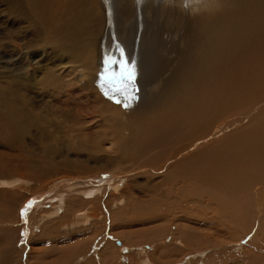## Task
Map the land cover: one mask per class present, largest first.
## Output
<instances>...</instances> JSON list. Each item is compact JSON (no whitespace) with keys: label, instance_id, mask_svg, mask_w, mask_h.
I'll use <instances>...</instances> for the list:
<instances>
[{"label":"bare ground","instance_id":"bare-ground-1","mask_svg":"<svg viewBox=\"0 0 264 264\" xmlns=\"http://www.w3.org/2000/svg\"><path fill=\"white\" fill-rule=\"evenodd\" d=\"M0 5V127L5 130L0 137L22 143L34 129L27 142L33 152L25 156L29 173L0 178V187L24 186L25 175L40 179L50 165L63 162L54 156L62 138L54 122L59 120L43 123L30 115L33 120L22 123L23 114L14 109L19 96L37 108L36 91H78L84 105L109 111L100 110L98 131L82 125L72 135L75 128H68L63 168L70 176L37 180L34 197L18 209V216L24 210L25 237L31 233L28 216L45 197L52 203L39 211V228L63 215H71L61 220L66 227L89 224L99 202L117 205L118 210L108 208L113 227L149 225L123 230L126 245L156 242L169 224L175 227L170 238L183 246L239 245L249 264H264V0H0ZM106 58L135 67L134 84L128 86L135 96L127 108L105 100L96 85ZM108 68L120 71L119 63ZM72 81L75 88L68 89ZM121 95L125 99L128 93ZM58 109L53 114L62 119L63 104ZM91 117L75 115L88 122ZM13 132L22 141L10 138ZM85 149L89 154L82 159L78 153ZM106 149L115 154H103ZM91 161L105 166L72 172ZM128 207L135 214L131 220L125 218ZM158 220L161 224L154 225ZM195 225L221 230L228 225V234L216 237L215 226L214 232L208 227L198 233ZM63 250L74 259V247ZM148 262L144 258L141 264Z\"/></svg>","mask_w":264,"mask_h":264},{"label":"rangeland","instance_id":"rangeland-1","mask_svg":"<svg viewBox=\"0 0 264 264\" xmlns=\"http://www.w3.org/2000/svg\"><path fill=\"white\" fill-rule=\"evenodd\" d=\"M94 1H96V0H94ZM0 7H2V6L0 5ZM104 69L105 68H103L99 71V74H98L99 77L97 78L98 81H97L96 85L101 86V88L103 89V92H101V93H102V96L104 95L105 100H107L109 102L111 101L110 103L114 102L115 104H117L114 100L118 98V100H120L121 103H123V104L127 103V102L130 103L133 99H131V100L123 99L121 94L119 96H114L115 98L112 97L114 100L105 96L104 91H108V86L107 85L103 86V84L100 81V72L102 73L104 71ZM109 72L111 73V71H109ZM70 83H71V86L69 85L68 89H72V87L74 89L75 83L73 81ZM114 86L120 87V84L117 83ZM127 89H129V87ZM48 91H51V92H49L50 95H49ZM48 91L47 92H44V91H42V92L36 91L35 92L36 97L32 98V102L34 105L37 106V108H33L29 105L30 100L26 96H19L21 99V102H19V103L15 102V108L14 109L23 114V117H20V121L22 123H25L28 120H33L32 118H35L36 116H37L36 118H39L37 120L40 122H43V123L45 121L47 123H49V121H51V124H52L54 119L59 120V121H54V122L58 124L57 125L58 129L59 128L60 129L62 128V129L61 130L59 129V131H60L59 133L57 130H55V134L58 133L62 137L61 142L58 144L59 151L62 154L59 153V151H58V154H55L54 156H56L55 158L57 159V161L63 160V162H60L59 166L58 165H50L48 168V169H50V171L45 173L44 175H42L41 176L42 178H40V179H37L36 177H30V176L25 175V177H23V179L27 180V182L22 183L24 186L21 185V187L16 186L14 188L0 187V239L3 236V239H1L3 241L0 244V254L3 257L0 256V264H11V263L12 264H28V263L29 264H51V263L52 264H58V262H60V261H63L64 264H94V263L95 264H100V263L101 264H107V263H110V264H141L144 258L146 260H148L149 262H152V263L148 262L147 264H153V262L155 264V261L158 264H174V263L179 264V262H180V264H182V263L183 264H243V263L249 264L248 259H246L249 257H243L242 256V254L244 253L242 250L243 247L239 246V245L238 246H230L231 244H224V243L221 245H217L215 243V245H213V244L209 243L210 246H205V245L200 246L201 244L200 245L195 244V245H193L194 249L192 248V246H187V247L183 246L182 244H179L180 241H178V243H177L176 240H174L173 238H170L172 231H175L174 230L175 227H174V225L170 226L169 224H166V230H168V231L165 232L163 235H161L162 237H160L159 240H157L156 242L144 241V242H140V243H134L132 245H126L124 239H122V237L120 236V233L123 230H128L130 232L131 231H140V229L146 228L149 225H145L146 227H144L143 224L138 223L135 225L129 224L125 227H124V225H115V227H113V225L112 226L110 225L111 220L109 218L108 211L112 207H113V209H117L116 208L117 205L116 206L113 205L112 207H109V206L105 207V206H103L102 203H100L101 204L100 205L99 202H97L98 205H97V203H95L93 210H91V212H90L92 218H91V223H89V224H86V225L78 224L80 226L73 225V226L66 227L64 225H61L63 223V222H61V220H63V219L68 220L71 218V215H65V217L63 215L61 218H57V220L54 219L56 217L52 218V219H54V221L56 223H53L54 221L52 219H49V220H47V222H44L42 225H40L41 227L39 228L38 226H36V222H37L38 218H40L41 212H39V211H42L41 208H43V207L45 210H48L49 208L47 206H49L52 203V201H51L52 199L45 197L42 204L40 205V208L36 212L32 211L30 216H28V217H30V218H28V221L29 220L30 221L28 222L26 229L28 232H31V233H29L30 235H28V237H25L26 232L24 231L25 230L24 227L26 226V222H25L24 218H22V216H20L21 214L18 216V209H19L21 203L29 197L31 199L34 197V196H31V193L33 191H35L36 189H38V183H39L38 181L39 180L47 182L50 179L57 178L60 181H63L64 177L70 176V175H64V174H69V172L68 173L64 172V168H63L64 167V149L67 147L66 146L67 137H70V136H68V134L71 133L68 131V128L69 129H70V127L75 128V132L71 133L72 135H78L81 131L82 125L84 126L83 129L85 127H86V129L89 128V125H90L91 129L89 132H91V133L94 132V130L98 131V129H95L94 126H95V123H96L97 119L99 118V116H102L101 114L99 115L100 110H103L105 115H108V113H109V111L106 110L104 107L94 108V107L90 106V104L84 105L86 100L84 99V96H83L84 94L82 92L74 91L73 94H70L67 92L68 90L64 91V89H60L58 92L55 90H48ZM108 92L110 93L112 91H108ZM55 93L57 95H54ZM125 93H128V95H130L131 91L129 90L127 92V90H126ZM67 94L69 95V97ZM89 94H90V92H89ZM111 94L118 95L119 93L118 94L111 93ZM41 95H43V96H41ZM57 96H59V97H57ZM108 96H110V95L108 94ZM43 98L45 100H43ZM77 98H79V99H77ZM91 99L92 98L90 97L89 100H91ZM78 100L79 101L81 100V102H80L81 104L79 103ZM58 102H60V103H58ZM41 103H43V105ZM59 104H63V109H64V111L66 110L65 112L67 114L65 112L64 113L66 115H68L69 117H67L64 114V115H62L63 118L61 119L60 115H58V116H60V118H59L57 115L53 114L54 110H55L54 112H56V110H57L56 114H59L58 113ZM77 105H80V106L78 107ZM55 106H58V107H55ZM42 107L44 109H42ZM48 107H50V108H48ZM97 109H98V111H96ZM39 112H40V114H39ZM37 113H38V115H37ZM43 114H44V116H43ZM93 114L98 115V117L93 116ZM30 115L32 116V118ZM75 115L90 116V117L93 116V117H91L92 120H89V122H88L87 119H85V118H80L81 120L79 118H75ZM85 122L87 124H85ZM92 122H94V123H92ZM0 128H1L0 134H2L5 131V130H3L4 126L3 127L1 126ZM29 131H30V133L24 134V136L22 137L25 140V142H23L22 139L20 138L21 135H19V138H18V134L14 133V132H13V134L11 133L12 136H10V138H12V139L16 138L17 139V140L15 139L16 142L22 141V143L17 142L14 144H10L6 140H4L3 138L0 137V178L10 179L13 177V173H15V172H17L16 173L17 175H19V174L21 175L22 172H24V174L29 173L28 167H27L26 162H25V160H26L25 156L28 155L29 152H33L32 151L33 146L29 147L28 146L29 144L27 142L29 141V138H31V135L34 133V129L29 128ZM14 134H16V137ZM9 135H10V133H9ZM16 144H18V146ZM36 146H37V144L35 145V147ZM41 146H44V145L42 144ZM53 148H54V146H53ZM41 150H43V149H41ZM47 153H49V152H47ZM69 154L71 155L70 152H69ZM78 154H79V157L83 159V158H86L88 156L89 151L87 149H85V150H82L81 153H78ZM103 154L113 156L115 153L106 149V153H103ZM73 156H74V154L71 157H73ZM94 163L95 162L91 161L90 163H85L86 165L83 164V166L82 165L74 166L73 168H75L76 170L74 169L75 171H72V172H74V174H77V172L80 171V169L78 167H80L81 170L84 171L88 167H90L92 170H94L96 168V166L97 167H104L105 166L104 161L99 162L97 164H94ZM77 170H79V171H77ZM109 170L114 171L110 168H109ZM18 172H19V174H18ZM95 175H96V173L93 174L92 176H90L89 178H91ZM16 177H18V176H16ZM73 177L74 176L71 175V177H69V178H73ZM126 183L127 182L124 180V185H126ZM51 194H52V192H51ZM106 196H107V194H106ZM106 196L101 198V200L102 201H103V199L107 200L109 198V195L107 196V198H105ZM12 199H13V203H12ZM10 201H11V203H10ZM126 201H127V198H125V202ZM22 208L23 207L20 208V210H19L20 212L23 210ZM51 208H52V206H51ZM108 208H109V210H108ZM134 209L136 210L137 208H134ZM127 211L128 212L126 213L125 218L128 220H131L135 214L132 212V210H130L129 207L127 208ZM119 214H122V212L120 213V211H119ZM11 219H12V221H10ZM161 221L162 220H158L157 222H153V224L154 225L161 224ZM195 226L197 227V232L200 229L198 233L203 232L205 229H208V227L209 228L211 227L212 232L217 230L216 231L217 233L214 235H216V237H220V238H224L223 236L226 235V233L228 234L227 227H229L228 225H225V228H223L222 229L223 231H222L221 229H219V227H216L215 225H212L213 227L214 226L216 227L215 230H214L215 227L213 228L211 225H207V226L205 225V227H204V225H195ZM37 227L39 229H37ZM169 228H172L173 230H170ZM220 228H222V227H220ZM67 235H68L69 239H66ZM164 236H165V238H164ZM211 236H212V234H211ZM163 238H164V240H163ZM7 239H9V240H7ZM129 239H131V238H129ZM4 246H5V250L3 251L2 249ZM67 246L69 248L74 247V250H77V251H74V253H73V254H75L74 259H71V255L68 256V257H70V259H68V257L64 256L67 252L64 251L63 249L68 248ZM7 249H9V250H7ZM51 249H53V250H51ZM220 249H221V251H220ZM5 251L8 252L7 253L8 255H6ZM51 251H53V252H51ZM180 251H182V252H180ZM253 251H255V250L253 249ZM201 252L202 253L204 252V253L200 254ZM109 253H110V256L108 255ZM192 253L193 254L199 253V254L193 255ZM4 255H6L7 259ZM181 255L182 256L184 255L183 258ZM192 255L194 256L193 259L191 258ZM8 256H10V257H8ZM101 256H103V257L105 256V258L108 256L109 257L106 258L107 261H105V260H103L105 258H102V260H101ZM3 258L6 259V262ZM57 258H58V260H57ZM180 258H182V259H180ZM1 259H2V261H1ZM70 261H71V263H70ZM98 261H99V263H98Z\"/></svg>","mask_w":264,"mask_h":264},{"label":"snow or ice","instance_id":"snow-or-ice-1","mask_svg":"<svg viewBox=\"0 0 264 264\" xmlns=\"http://www.w3.org/2000/svg\"><path fill=\"white\" fill-rule=\"evenodd\" d=\"M121 57H123V51L121 50ZM119 63L120 71L119 72H109L108 66L110 64ZM100 81L103 85L108 86V91H112L113 93H121L124 94L128 88V86L133 85L135 81V67L134 65H130L127 61L121 59L119 62L115 59L106 58L105 59V69L100 74ZM119 83L120 87L114 86ZM108 91H105L104 94L107 96ZM126 100L134 99L132 95H126ZM116 103H121L120 100H116ZM125 108L129 106L128 103H124ZM24 210L21 211V216L23 217Z\"/></svg>","mask_w":264,"mask_h":264},{"label":"water","instance_id":"water-1","mask_svg":"<svg viewBox=\"0 0 264 264\" xmlns=\"http://www.w3.org/2000/svg\"><path fill=\"white\" fill-rule=\"evenodd\" d=\"M129 91V89H127V92ZM112 92H110L109 93V95L111 96V97H114V96H118V95H113V94H111ZM125 96V95H124ZM115 100H118V98L117 99H115Z\"/></svg>","mask_w":264,"mask_h":264}]
</instances>
